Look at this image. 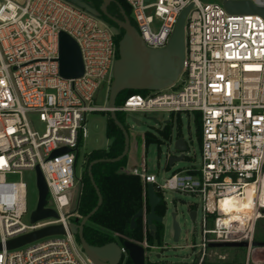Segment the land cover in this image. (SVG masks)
Here are the masks:
<instances>
[{
	"label": "built area",
	"instance_id": "1",
	"mask_svg": "<svg viewBox=\"0 0 264 264\" xmlns=\"http://www.w3.org/2000/svg\"><path fill=\"white\" fill-rule=\"evenodd\" d=\"M131 9L144 47L165 50L182 12L185 19V60L181 75L169 88L131 95L111 109L93 104L102 81L111 84L119 58L115 33L99 18L66 0H0V242L62 225L64 235L42 238L21 248L0 251V264H92L71 225L77 212L82 180H77L79 141L86 136L91 113L196 114L201 129V163L157 183L153 174L134 169L145 185H153L164 200L165 191L198 196L195 223L200 244L194 264L231 262L219 244L247 243L251 264L255 229L264 219V17L229 14L224 1L264 0H124ZM158 21L157 28L154 26ZM155 29V30H154ZM79 46L84 74L65 79L59 72V33ZM38 115L43 132L30 125ZM69 152L51 158L53 152ZM39 167L48 186L46 209L58 218L28 224L27 185L9 175ZM77 189V198L73 190ZM247 209L232 217L228 199H245ZM146 249L149 246L146 244ZM123 261L128 259L122 248ZM264 264V263H263Z\"/></svg>",
	"mask_w": 264,
	"mask_h": 264
},
{
	"label": "water",
	"instance_id": "2",
	"mask_svg": "<svg viewBox=\"0 0 264 264\" xmlns=\"http://www.w3.org/2000/svg\"><path fill=\"white\" fill-rule=\"evenodd\" d=\"M99 1L104 3L105 6L103 12L107 15V7L112 0ZM223 6L229 14H260L264 17V8L256 7L250 1H224ZM190 9L191 7H188L180 15L174 34L165 50H150L144 47L136 28L131 24L128 16L124 15V21L122 22L113 19V21L124 30V34L118 44L119 58L114 65L113 80L109 92V107L111 109L116 107V99L119 94L124 91H161L171 87L177 81L184 67L185 19ZM59 72L65 79H78L84 74V65L80 48L78 44L65 32L59 33ZM110 116L116 126L123 133L124 150L117 158L96 160L88 166V175L98 195V203L93 211L83 217L79 223L71 225V231L78 239L83 252L92 264H121L124 258L122 248L127 253V258L132 262V264H149L146 242L135 243L131 240H125L122 243L112 242L103 246H93L87 243L83 235L84 226L89 222L90 218L97 212L102 204L101 194L91 173L92 167L97 163L120 162L126 158L129 151L130 137L126 128L119 122L115 112L112 111ZM152 120L156 124L159 123L156 119ZM133 121L137 123V125L140 124L135 119H133ZM164 124H167V122ZM171 141H174V150L178 156L171 154L167 155V163L169 167L174 166L177 162L183 161L185 153L188 151V144L182 136L177 135L175 138L171 136ZM67 152H69L68 149L56 150L53 152L51 158ZM35 180L38 191V202L36 209L31 214L30 221L32 223H36L49 218H58V215L54 210L45 208L48 197V186L39 167L35 170ZM145 196L147 198L150 211L147 212L145 209L139 210L131 220V229L136 228V220L141 218L145 228L148 229L151 234H154L156 224H163L164 221L165 214L160 216L156 213V209L162 204L163 199L155 192L154 187L151 184L147 185ZM189 217L194 222L196 219V211L189 210ZM172 220L174 241L176 242L179 239L181 230L175 214L172 215ZM65 233L66 231L62 225L50 226L12 239L6 242L5 245L0 242V251H2L4 247L7 250H14L48 236L64 235ZM214 246L218 248H247L248 244L235 243L219 244ZM258 246L263 247L262 244H259ZM163 252L164 251L162 250L158 255H156V258L160 259Z\"/></svg>",
	"mask_w": 264,
	"mask_h": 264
},
{
	"label": "rangeland",
	"instance_id": "3",
	"mask_svg": "<svg viewBox=\"0 0 264 264\" xmlns=\"http://www.w3.org/2000/svg\"><path fill=\"white\" fill-rule=\"evenodd\" d=\"M23 2V0H19ZM83 11L92 15L91 4L88 0H66ZM154 0H145L146 4L153 3ZM131 18L134 16L131 13ZM101 20V19H100ZM104 22V21H103ZM105 23V22H104ZM106 24V23H105ZM158 21L154 28H157ZM113 33L119 31L106 24ZM154 29V30H155ZM111 84L102 81L96 90L93 98V104L97 107H106L109 105V92ZM110 113H91L87 116L85 129L86 136L79 147V155L76 165L77 180H82L87 167L86 157L93 151L107 150L112 142L107 137V120ZM30 125L33 129L43 132L44 125L41 123L38 115L28 116ZM137 120L140 124L137 125L133 121ZM152 119H156L159 123L156 124ZM125 126L130 137L129 151L125 160L124 171L132 173L134 169L141 173L144 169L148 174H153L157 178V183L162 185L174 173L190 168L194 164L201 163V141H200V124L196 114L180 113L171 114L168 112H152V113H124ZM167 122L171 128L172 136H182L187 144L188 151L185 153V158L181 162L175 163L169 167L167 163V155H176L173 142L164 140L159 131L164 128ZM151 133L160 139V143H151L145 145L144 136ZM7 180L11 182H24L27 185V201L29 211H33L38 202V191L36 187L35 173L24 171L21 175H9ZM77 188L73 190V198H77ZM166 204V213L164 215L163 227V248H153L147 252L148 263H168V264H194L195 249L193 246L200 244V228L189 217V210L200 208L202 202L198 196L165 191L163 194ZM176 215V220L180 226V236L178 241H174L173 220L172 215ZM29 215H25L23 222L29 223ZM255 242L252 247L255 249L252 253L251 264L264 263V219L260 220L255 229ZM262 244L263 247L258 245ZM223 252L227 253L231 262L243 264L246 259V248H223ZM164 251L160 259L156 255Z\"/></svg>",
	"mask_w": 264,
	"mask_h": 264
},
{
	"label": "trees",
	"instance_id": "4",
	"mask_svg": "<svg viewBox=\"0 0 264 264\" xmlns=\"http://www.w3.org/2000/svg\"><path fill=\"white\" fill-rule=\"evenodd\" d=\"M88 1L91 4V10L95 14L94 16L119 31V33L115 34L117 46L124 34V30L121 29L113 19L122 22L124 21V15H126L130 19L131 24L136 27L134 20L131 18L130 6L124 0H112L107 7V15L103 12L105 5L102 1ZM149 93L148 91H124L117 97L116 106H121L131 95H147ZM116 115L119 122L126 128L124 113H116ZM199 133L201 141V129ZM159 135L164 140H171L172 132L168 123L159 131ZM107 137L112 141L110 146L107 150L93 151L87 155V167L93 161L114 159L122 154L124 150V136L111 116L107 120ZM143 139L146 146L151 143H160V139L151 133L145 134ZM82 142L83 140L80 138L79 147ZM125 160L126 158L116 163H97L92 167L91 173L101 194L102 204L84 226V238L88 244L93 246H103L112 242L122 243L125 240H131L135 243L146 242L149 246V250L150 248H162L164 229H162L160 223L156 224L154 234H151L150 231L145 228L141 218L136 220V228L131 229V220L134 215L141 209H145L149 212L150 207L145 196V185L141 178L124 171ZM97 203L98 195L91 183L87 168L82 178L81 194L77 211L82 217H85L93 211ZM165 211L166 209L162 204L156 209L157 215L160 216H163ZM121 264H132V262L126 259Z\"/></svg>",
	"mask_w": 264,
	"mask_h": 264
},
{
	"label": "bare ground",
	"instance_id": "5",
	"mask_svg": "<svg viewBox=\"0 0 264 264\" xmlns=\"http://www.w3.org/2000/svg\"><path fill=\"white\" fill-rule=\"evenodd\" d=\"M253 194V188L249 187L246 191V197L245 199H239V198H233V199H226L225 201H223V203H225L224 205H226V207L229 208H233L236 212H233L234 214H232L233 218H237L238 217V212L241 211L242 209H247L250 208L249 207V202H250V198Z\"/></svg>",
	"mask_w": 264,
	"mask_h": 264
},
{
	"label": "flooded vegetation",
	"instance_id": "6",
	"mask_svg": "<svg viewBox=\"0 0 264 264\" xmlns=\"http://www.w3.org/2000/svg\"><path fill=\"white\" fill-rule=\"evenodd\" d=\"M162 206L166 209V204H165L164 200H163ZM161 225H162V229H164L163 224H161ZM163 247H164V245H163ZM163 247H162V248H163ZM150 249H153V248H150ZM148 251H149V249H148ZM158 254H159V253H158ZM158 254H157V255H158Z\"/></svg>",
	"mask_w": 264,
	"mask_h": 264
},
{
	"label": "crops",
	"instance_id": "7",
	"mask_svg": "<svg viewBox=\"0 0 264 264\" xmlns=\"http://www.w3.org/2000/svg\"><path fill=\"white\" fill-rule=\"evenodd\" d=\"M111 144V143H110ZM110 144H109V146H110Z\"/></svg>",
	"mask_w": 264,
	"mask_h": 264
}]
</instances>
